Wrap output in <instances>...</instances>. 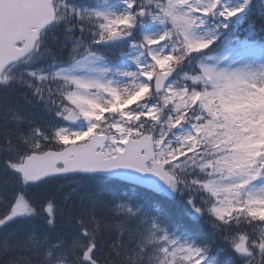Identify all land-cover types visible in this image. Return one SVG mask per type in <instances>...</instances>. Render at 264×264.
<instances>
[{
	"label": "snow or ice",
	"instance_id": "6c2138e0",
	"mask_svg": "<svg viewBox=\"0 0 264 264\" xmlns=\"http://www.w3.org/2000/svg\"><path fill=\"white\" fill-rule=\"evenodd\" d=\"M0 264H264V0H0Z\"/></svg>",
	"mask_w": 264,
	"mask_h": 264
}]
</instances>
